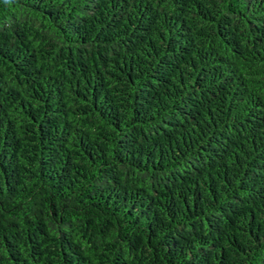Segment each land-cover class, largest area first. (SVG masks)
<instances>
[{"label":"trees","instance_id":"obj_1","mask_svg":"<svg viewBox=\"0 0 264 264\" xmlns=\"http://www.w3.org/2000/svg\"><path fill=\"white\" fill-rule=\"evenodd\" d=\"M0 264H264V0H0Z\"/></svg>","mask_w":264,"mask_h":264}]
</instances>
